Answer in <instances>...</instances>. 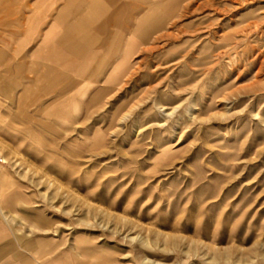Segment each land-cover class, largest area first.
Masks as SVG:
<instances>
[{
	"label": "rangeland",
	"instance_id": "obj_1",
	"mask_svg": "<svg viewBox=\"0 0 264 264\" xmlns=\"http://www.w3.org/2000/svg\"><path fill=\"white\" fill-rule=\"evenodd\" d=\"M54 2L0 0V49L28 47L42 29L28 16L46 21ZM32 60L14 52L0 72L23 61L31 78ZM128 60L86 104L0 90L15 264H264V0H177Z\"/></svg>",
	"mask_w": 264,
	"mask_h": 264
},
{
	"label": "crops",
	"instance_id": "obj_2",
	"mask_svg": "<svg viewBox=\"0 0 264 264\" xmlns=\"http://www.w3.org/2000/svg\"><path fill=\"white\" fill-rule=\"evenodd\" d=\"M176 2L152 0L151 6L140 7L134 0H55L46 21L39 23L37 16H28L32 27L42 26L36 37L30 39V45L20 43L17 49H11L12 53L21 52L23 60L33 59L32 77H22L23 61L3 63L0 79L6 86H0V90L22 86L17 97L19 103L35 100L32 85L38 91H74L70 96L74 102L86 104L93 95L96 101L113 84L123 80L132 66L128 58L137 41L150 38L151 32L159 30ZM11 52L0 49V58L11 56ZM85 79L92 82L86 84ZM98 83L103 87L97 86ZM62 111L59 104L53 110H39L43 115H59ZM24 114L31 121L45 123ZM2 226L0 222V264H15L20 247L6 237ZM43 263L48 264L46 260Z\"/></svg>",
	"mask_w": 264,
	"mask_h": 264
},
{
	"label": "built area",
	"instance_id": "obj_3",
	"mask_svg": "<svg viewBox=\"0 0 264 264\" xmlns=\"http://www.w3.org/2000/svg\"><path fill=\"white\" fill-rule=\"evenodd\" d=\"M0 161H1V159H0Z\"/></svg>",
	"mask_w": 264,
	"mask_h": 264
}]
</instances>
